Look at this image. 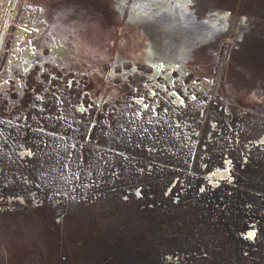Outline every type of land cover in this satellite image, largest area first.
Instances as JSON below:
<instances>
[{"label": "rangeland", "instance_id": "rangeland-1", "mask_svg": "<svg viewBox=\"0 0 264 264\" xmlns=\"http://www.w3.org/2000/svg\"><path fill=\"white\" fill-rule=\"evenodd\" d=\"M0 264H264V107L0 71Z\"/></svg>", "mask_w": 264, "mask_h": 264}, {"label": "water", "instance_id": "water-1", "mask_svg": "<svg viewBox=\"0 0 264 264\" xmlns=\"http://www.w3.org/2000/svg\"><path fill=\"white\" fill-rule=\"evenodd\" d=\"M70 69L264 107V0H0V71Z\"/></svg>", "mask_w": 264, "mask_h": 264}, {"label": "flooded vegetation", "instance_id": "flooded-vegetation-1", "mask_svg": "<svg viewBox=\"0 0 264 264\" xmlns=\"http://www.w3.org/2000/svg\"><path fill=\"white\" fill-rule=\"evenodd\" d=\"M219 174V173H218Z\"/></svg>", "mask_w": 264, "mask_h": 264}]
</instances>
